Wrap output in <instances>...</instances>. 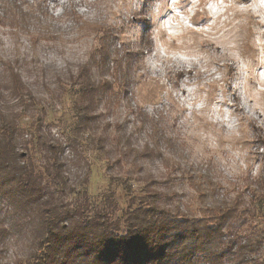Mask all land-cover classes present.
<instances>
[{
    "label": "trees",
    "instance_id": "trees-1",
    "mask_svg": "<svg viewBox=\"0 0 264 264\" xmlns=\"http://www.w3.org/2000/svg\"><path fill=\"white\" fill-rule=\"evenodd\" d=\"M46 14L40 4L29 12L20 0H0V25L26 31L33 42L55 38ZM113 36L100 37L85 62L56 70L55 88L43 83L71 97L66 129L46 122L25 60L0 52V264H264V179L229 196L177 164L203 203L193 211L177 203L174 188L163 191L146 163L162 157L158 142L169 138L157 128V142L139 145L117 116L130 55L138 53ZM95 162L109 186H121L124 207L110 188L99 201L89 197Z\"/></svg>",
    "mask_w": 264,
    "mask_h": 264
},
{
    "label": "rangeland",
    "instance_id": "rangeland-1",
    "mask_svg": "<svg viewBox=\"0 0 264 264\" xmlns=\"http://www.w3.org/2000/svg\"><path fill=\"white\" fill-rule=\"evenodd\" d=\"M20 3L29 12L45 6L55 38L33 42L26 31L0 25V52L25 60L24 75L44 98L46 122L66 129L71 97L50 93L43 83L55 88L56 70L85 62L100 37L114 34L113 42L138 53L130 55L116 114L127 119L139 145L151 137L157 142V128L168 136L158 142L162 157L146 163L163 191L174 188L177 203L193 211L203 203L177 164L199 170L229 196L252 178L264 179V0H179L180 15L167 10L170 0H151L147 8L143 0ZM109 188L124 207L121 186H109L103 163L95 162L89 197L99 201Z\"/></svg>",
    "mask_w": 264,
    "mask_h": 264
},
{
    "label": "clouds",
    "instance_id": "clouds-1",
    "mask_svg": "<svg viewBox=\"0 0 264 264\" xmlns=\"http://www.w3.org/2000/svg\"><path fill=\"white\" fill-rule=\"evenodd\" d=\"M179 4V0H170V3L167 4L166 8L170 12H175L176 15H180L179 11L177 10V5ZM151 0H143V6L145 8L150 7ZM145 19H148L147 16H145ZM172 19L171 17H165V21H169Z\"/></svg>",
    "mask_w": 264,
    "mask_h": 264
},
{
    "label": "bare ground",
    "instance_id": "bare-ground-1",
    "mask_svg": "<svg viewBox=\"0 0 264 264\" xmlns=\"http://www.w3.org/2000/svg\"><path fill=\"white\" fill-rule=\"evenodd\" d=\"M259 21V20H258Z\"/></svg>",
    "mask_w": 264,
    "mask_h": 264
}]
</instances>
